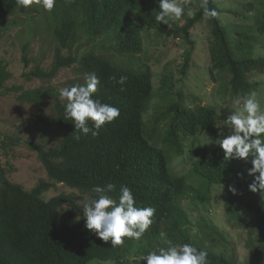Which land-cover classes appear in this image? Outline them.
<instances>
[{
	"label": "trees",
	"instance_id": "trees-1",
	"mask_svg": "<svg viewBox=\"0 0 264 264\" xmlns=\"http://www.w3.org/2000/svg\"><path fill=\"white\" fill-rule=\"evenodd\" d=\"M200 2L196 0L198 9L193 15H182L166 25L155 19L160 10L157 0H56L50 11V33L59 48L51 68L36 66L23 74L24 78L50 82L60 70L76 65L85 77L89 73L99 77L94 98L117 107L120 115L93 137L77 133L72 121L64 120L65 102L57 99L53 90L34 89L19 96L22 102L39 105L47 98L54 99V117L50 122L41 120L43 127L39 131L46 133V126L52 125L60 139L58 146L48 151L31 146L50 182L40 181L26 191L10 183L0 169V264H130V238L113 247L84 226L83 203L95 196L91 191L94 185L107 183L116 185V191L109 193L113 199H118L120 185H126L133 191L135 206L155 209L153 223L143 235L147 246L167 247L165 239L173 244L189 243L208 253V264H235L219 252L225 243L224 234L208 226L201 232H191L192 221L180 208L186 197L198 205L207 203L209 185H222L227 190L222 199L228 218L247 229V222L253 221L258 229L257 235L250 231L246 245L252 249L251 264H263L264 193L249 190L253 182L248 175L252 158L226 159L216 144L212 149L194 150L195 155L188 157L191 174L201 178L202 186L194 188L187 178L174 175L172 154L182 157L183 143L189 138L192 146L203 149L194 139L202 133L209 139L223 133L218 128L219 118L209 106L192 108L177 98L153 117L148 133L144 114L153 97V74L148 66L130 65L132 61L137 63L136 56L143 50L135 16L142 19L146 28L185 39L203 18L210 28L206 52L209 76L218 86L216 95L241 98L257 93L258 86L251 75L264 70V0L231 1L227 10L231 19L223 17L224 11L215 0H208V7L215 9L218 16L205 18ZM19 8L16 0H0V21L13 17ZM181 20L184 22L179 24ZM106 35L118 63L93 52L79 55L78 50L74 51L81 38L91 42ZM63 51L68 55L64 56ZM22 52V64L27 69L28 47L24 46ZM121 76L127 77L123 85L117 83ZM9 78L5 63L0 61V91L6 89ZM166 85L172 87L163 80V90ZM161 124L165 128L163 139L158 137ZM4 143L0 139V149ZM56 184L78 191L83 200L79 202L71 194L45 201L44 194ZM229 186L235 188V194Z\"/></svg>",
	"mask_w": 264,
	"mask_h": 264
},
{
	"label": "rangeland",
	"instance_id": "rangeland-1",
	"mask_svg": "<svg viewBox=\"0 0 264 264\" xmlns=\"http://www.w3.org/2000/svg\"><path fill=\"white\" fill-rule=\"evenodd\" d=\"M231 1L234 0H215L224 11L223 17L226 19H231L227 13ZM180 2L185 9L184 15L189 16L187 14L189 10L195 13L198 9L196 0H180ZM134 18L141 29L143 50L139 56H136L139 64L132 61L130 65L134 68L136 65L148 66L153 74V97L147 104L144 114L146 131L152 130L153 117L164 112L168 103L177 98L192 108L196 105L209 106L215 110L219 118L218 128L223 133L213 139H209L207 134L202 133L194 139L196 143L204 147L203 149L198 148L196 144L192 146V138H189L183 143L182 157L176 154L170 157L174 175L184 176L188 178L190 184L196 186L200 181L199 178L190 176L192 166L188 159L195 155L194 150L212 149L219 139L229 134V129L222 125V121L232 111L240 110L242 103L238 105L236 101L239 97L231 94L216 95L218 86L208 73L210 60L206 52V42L210 37V28L205 19L202 18L185 39L182 35L168 36L165 33H158L146 28L139 16ZM183 22L181 20L179 24ZM52 25L50 12L36 4L29 8H19L13 17L0 21V61L5 63L10 74V78L5 83L6 89L0 91V139L5 142L0 149V169L4 171L10 183L20 185L26 191H31L40 181L50 182L37 153L31 146L36 145L48 151L58 146L60 135L52 129L54 127L52 125L46 126V133L39 131L43 127L40 125L41 120L50 122L54 117L53 98H47L39 105L22 102L19 96L24 91L41 89L44 92L50 89L60 100L61 88H70L76 84H83L85 81V76L79 73L76 65L60 70L50 82L37 79L28 81L24 78L23 74L36 66L44 70L51 68L55 50L59 48L50 33ZM24 46L28 47L27 56L30 59L27 69L22 64ZM77 50L79 55L93 52L94 55L109 58L113 63L120 61L112 56L108 35L91 42L81 38L77 47L74 48V51ZM62 54L68 55L67 51H63ZM251 78L257 83V99L261 111L264 112V70L252 74ZM163 80L170 82L172 87L169 89L166 85V89L163 90ZM9 89L10 91H7ZM158 134V137L163 139L165 135L163 124ZM71 194L75 195L79 202L83 200L78 191L71 190L62 184L54 185L43 198L49 201L59 195ZM222 196L217 189H213L209 203L198 205L185 200L181 202L180 208L192 221L191 232H201L205 226L215 228L223 233L225 238V243L219 252L235 264H251L252 249L246 245V241L249 239L250 231L253 235H257L258 229L253 221L247 222L248 229L231 221L226 214ZM130 254V260H132L133 254ZM98 263V261H92L89 264Z\"/></svg>",
	"mask_w": 264,
	"mask_h": 264
},
{
	"label": "clouds",
	"instance_id": "clouds-1",
	"mask_svg": "<svg viewBox=\"0 0 264 264\" xmlns=\"http://www.w3.org/2000/svg\"><path fill=\"white\" fill-rule=\"evenodd\" d=\"M157 3L160 10L155 19L159 23L167 25L169 21L179 20L184 15L185 9L180 0H157ZM16 4L20 8H29L36 4L50 12L56 0H16ZM200 8L207 19L218 16L215 9L208 7V0H201ZM187 14L193 15L191 10ZM126 80L127 77L121 76L117 83L123 85ZM99 84V77L95 73H89L83 84L59 90L60 100L65 102L64 120H71L79 134H91L96 137L106 123L113 122L120 115L117 107L94 98ZM236 103L238 105L242 103V108L232 111L222 121V125L229 129V134L219 139L217 144L223 150L226 159L252 158L248 175L253 177V182L249 185V190L253 193L258 190L264 193V112L260 109L255 92L245 94L237 99ZM76 138L79 139V135ZM190 176L196 175L190 172ZM197 178L200 182L194 188L202 186L201 178ZM209 188L210 199L213 189H217L222 195H226L227 192L222 185L216 183L209 185ZM91 191L95 196L82 205L85 228L94 232L102 241L110 242L113 247L122 245L124 238H130L128 240L131 242L128 244L133 245L130 250L133 254L132 260L131 254L128 258L130 264H208V253L189 243L173 244L171 240L165 239L164 244L167 247L154 249L153 246H147L143 238L153 223L155 209L135 206L133 191L128 186L120 185L118 199H113L109 195L116 191V185L113 183L94 185ZM229 191L235 194V188L231 186ZM185 200L191 202L187 197L183 201ZM209 202L210 200L207 203Z\"/></svg>",
	"mask_w": 264,
	"mask_h": 264
}]
</instances>
